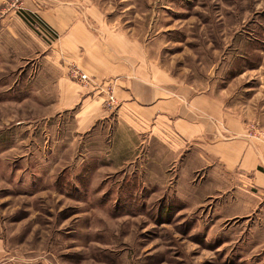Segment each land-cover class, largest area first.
<instances>
[{
	"label": "rangeland",
	"instance_id": "obj_1",
	"mask_svg": "<svg viewBox=\"0 0 264 264\" xmlns=\"http://www.w3.org/2000/svg\"><path fill=\"white\" fill-rule=\"evenodd\" d=\"M57 4L94 10L146 45L264 145V0ZM58 40L24 0H0V264H264V188L252 179L217 190L188 152L120 127L113 84L102 85L109 118L86 133L73 112L52 114L56 96L39 75Z\"/></svg>",
	"mask_w": 264,
	"mask_h": 264
},
{
	"label": "crops",
	"instance_id": "obj_2",
	"mask_svg": "<svg viewBox=\"0 0 264 264\" xmlns=\"http://www.w3.org/2000/svg\"><path fill=\"white\" fill-rule=\"evenodd\" d=\"M57 1L44 9L49 0H24L27 10L59 37L39 75L56 96L52 114L73 112L76 131L86 133L109 118L101 87L113 84L120 127L146 135L170 155L188 152L197 168L207 169L204 180L217 190H230L236 180L247 186L251 179L264 188V145L245 139L242 123L220 99L173 80L170 71L156 64L153 51L113 30L96 11ZM70 65L92 80L91 88L69 75Z\"/></svg>",
	"mask_w": 264,
	"mask_h": 264
},
{
	"label": "built area",
	"instance_id": "obj_3",
	"mask_svg": "<svg viewBox=\"0 0 264 264\" xmlns=\"http://www.w3.org/2000/svg\"><path fill=\"white\" fill-rule=\"evenodd\" d=\"M14 1L16 2V1H19V0H14ZM17 10L19 11L21 9L18 7ZM76 77H79L80 80L83 83H85L86 85L90 86L92 84V80L87 75L82 74L79 70L76 72ZM101 89H102V87H101ZM104 91H106L107 96H108V100H107L108 106L111 109H114L116 107L117 100H116L115 96L112 93V89L110 87H108V89H106Z\"/></svg>",
	"mask_w": 264,
	"mask_h": 264
}]
</instances>
